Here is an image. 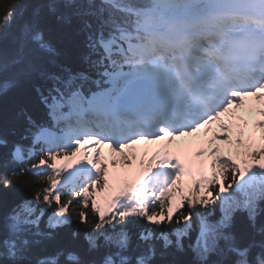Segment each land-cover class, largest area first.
Masks as SVG:
<instances>
[{
  "label": "snow or ice",
  "instance_id": "1",
  "mask_svg": "<svg viewBox=\"0 0 264 264\" xmlns=\"http://www.w3.org/2000/svg\"><path fill=\"white\" fill-rule=\"evenodd\" d=\"M47 14L73 27L82 67H50L39 8L0 52V93L38 80L45 116L0 136V188L28 193L0 217V264H174L186 250L183 264H264V0H50ZM73 223L88 253L109 249L99 261L35 255Z\"/></svg>",
  "mask_w": 264,
  "mask_h": 264
},
{
  "label": "trees",
  "instance_id": "2",
  "mask_svg": "<svg viewBox=\"0 0 264 264\" xmlns=\"http://www.w3.org/2000/svg\"><path fill=\"white\" fill-rule=\"evenodd\" d=\"M49 2L50 0H0V20L9 11H15L12 23L6 29V35L3 39H0V52L7 53L11 47L12 37L16 34L20 23L29 19L33 11L39 8L45 17V26L56 50L55 55L51 57L54 64L50 65V67L54 68L56 65L82 67L80 57L83 49L78 40L74 38L73 27L71 25H58L52 17L48 16L47 5ZM38 83L39 81L35 79L31 81L23 80L17 87L0 93V136L5 137L9 141H20V134L25 127L23 112L29 113L37 121L45 119L43 107L33 90V84ZM21 142L26 143L25 141ZM10 167L19 169L23 165H10ZM32 179L34 178H28L27 182H31ZM26 195L28 193L25 187L20 184H17L10 190L0 188V217ZM261 207L264 208V204ZM262 225H264V213H261L257 218V228ZM79 228V225L73 223L55 230V239L44 241L36 249L35 255L42 256L45 253H52L57 248H69L80 253L85 260L99 261L109 249L101 247L95 252L88 253L86 251L87 242L83 238V232L80 231L78 236H73V233L77 232ZM133 231H135V228ZM234 231L238 237L243 239H248L253 235L254 230L245 214H236ZM137 243L138 241L135 235H133L132 246L135 247ZM157 247L159 251V244ZM164 259L166 261H173L174 264H183V262L190 259V253L187 250L183 253L171 252Z\"/></svg>",
  "mask_w": 264,
  "mask_h": 264
},
{
  "label": "rangeland",
  "instance_id": "3",
  "mask_svg": "<svg viewBox=\"0 0 264 264\" xmlns=\"http://www.w3.org/2000/svg\"><path fill=\"white\" fill-rule=\"evenodd\" d=\"M105 154L107 155V150H105Z\"/></svg>",
  "mask_w": 264,
  "mask_h": 264
}]
</instances>
